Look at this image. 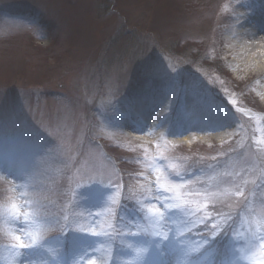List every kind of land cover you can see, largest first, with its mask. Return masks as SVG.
<instances>
[{
	"label": "rangeland",
	"instance_id": "obj_1",
	"mask_svg": "<svg viewBox=\"0 0 264 264\" xmlns=\"http://www.w3.org/2000/svg\"><path fill=\"white\" fill-rule=\"evenodd\" d=\"M243 1L0 0V264H250L259 242L247 241L264 235V140L220 53ZM167 90L150 128L120 126L116 101ZM178 92L231 112H220L225 138L168 134ZM165 203L184 211L150 222ZM16 235L36 248L13 254Z\"/></svg>",
	"mask_w": 264,
	"mask_h": 264
},
{
	"label": "bare ground",
	"instance_id": "obj_2",
	"mask_svg": "<svg viewBox=\"0 0 264 264\" xmlns=\"http://www.w3.org/2000/svg\"><path fill=\"white\" fill-rule=\"evenodd\" d=\"M254 2L245 5L246 13L237 10L231 12L230 22L234 21V25L224 29L226 33L220 40L222 46L220 53L227 73L234 76L239 85L243 84L238 91L242 94L247 93L256 103V110L253 108V111L260 113V116H255L257 123L253 121V125L256 129L255 135L261 141L264 140V0ZM169 95L168 93L163 102V109L171 107L172 99ZM184 97L195 100L185 92H178L176 96L179 103H183ZM161 107L162 105L153 107L151 103H146L144 100L137 102L135 114L127 124V128L137 131H142L143 128L147 130L146 127H151L154 115H157ZM183 109L176 125L180 123L184 125L180 130L171 132L172 136H185L183 141L194 142L203 137L208 139L209 135L215 133H218L216 138H225L228 134L227 130L232 126L227 119L200 115L197 107L185 102Z\"/></svg>",
	"mask_w": 264,
	"mask_h": 264
},
{
	"label": "snow or ice",
	"instance_id": "obj_3",
	"mask_svg": "<svg viewBox=\"0 0 264 264\" xmlns=\"http://www.w3.org/2000/svg\"><path fill=\"white\" fill-rule=\"evenodd\" d=\"M176 187H179V185H164L160 184L158 188V193L163 192L167 193L170 191H174ZM157 199H159V195L157 196ZM164 208L166 211H161L159 208L155 206H150L148 208V213L149 216L146 217L151 221L159 222L164 219H171L172 215L170 214H175L177 211H184L183 204L182 203H165ZM19 213L16 212V205L12 206V218H18ZM25 218H27L28 213H24ZM188 223H191V221H185L184 226L186 227ZM206 226V225H205ZM92 236H101V235H107V233L103 232H96V231H91L88 233ZM31 235V234H30ZM132 235H140V233H132ZM154 235H159L162 236L163 239L167 240L168 236L163 233H154ZM13 240L16 241L13 245L10 246V251L13 254H16L17 249H34L36 248V238L35 236H32L31 242L30 243H23L21 242V237L16 235L13 236ZM256 241L259 242V250L253 251L250 256V264H264V235H257L256 233L252 234V238L248 239L247 243L249 246L248 250L254 249L257 247ZM19 254H23L22 252ZM89 264H93L92 261H89Z\"/></svg>",
	"mask_w": 264,
	"mask_h": 264
},
{
	"label": "trees",
	"instance_id": "obj_4",
	"mask_svg": "<svg viewBox=\"0 0 264 264\" xmlns=\"http://www.w3.org/2000/svg\"><path fill=\"white\" fill-rule=\"evenodd\" d=\"M217 208H218V207H216V208H215V212H216V213H218V212H221V211H222V210H221V211H218V209H217Z\"/></svg>",
	"mask_w": 264,
	"mask_h": 264
}]
</instances>
